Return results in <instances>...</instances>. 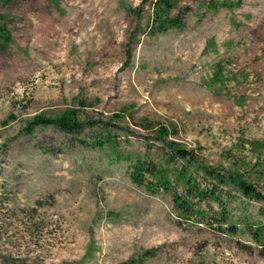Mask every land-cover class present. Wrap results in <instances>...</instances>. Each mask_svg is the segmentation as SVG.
<instances>
[{
  "label": "rangeland",
  "instance_id": "1",
  "mask_svg": "<svg viewBox=\"0 0 264 264\" xmlns=\"http://www.w3.org/2000/svg\"><path fill=\"white\" fill-rule=\"evenodd\" d=\"M155 1H1L0 264H264V0H168L183 27L152 35ZM66 110L78 136L35 125ZM153 125L259 193L224 187L235 233L133 183Z\"/></svg>",
  "mask_w": 264,
  "mask_h": 264
},
{
  "label": "trees",
  "instance_id": "2",
  "mask_svg": "<svg viewBox=\"0 0 264 264\" xmlns=\"http://www.w3.org/2000/svg\"><path fill=\"white\" fill-rule=\"evenodd\" d=\"M2 0H0L1 3ZM152 21L150 23V33H165L170 29H180L183 27L180 15L171 16V11L175 7L168 0H157L153 4ZM11 41L10 34L6 28L4 17L0 15V46L7 45ZM215 75H217L215 73ZM35 125H49L66 135L78 136L87 128V123L80 119V116L73 110L65 112L54 117H37ZM146 127H149L148 125ZM156 136V140L163 145V155L159 156V160H154L146 153L143 159H137L130 166V178L133 183L142 186L148 192L157 193L166 191L180 212V218L185 222H196L197 224H207L211 219L216 223L226 224L225 232L235 233L236 228L228 223L226 213V188L231 184L239 190L246 198L255 200L261 199L254 188L244 180L238 171L233 170L228 176H223L218 170L212 171L200 164L197 156L193 151L187 150L179 143L173 140H167V136L172 134V126L153 125L151 127ZM102 131L104 129L102 128ZM93 147H103L107 143L111 145V141L103 136L94 137ZM83 144V140H78ZM176 162H181V166H175ZM173 179V184L171 182ZM200 178V180H199ZM173 186V187H172ZM178 187L181 188L180 192ZM213 206L216 210L213 212ZM205 207L206 210L202 209ZM206 211L212 212L207 214ZM254 225V224H253ZM249 228V233L259 243L263 245L264 226H258L255 230ZM264 249V248H263ZM135 260L118 264H134Z\"/></svg>",
  "mask_w": 264,
  "mask_h": 264
}]
</instances>
